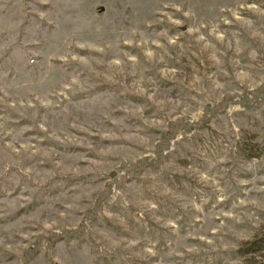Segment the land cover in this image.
Masks as SVG:
<instances>
[{"label":"rangeland","instance_id":"obj_1","mask_svg":"<svg viewBox=\"0 0 264 264\" xmlns=\"http://www.w3.org/2000/svg\"><path fill=\"white\" fill-rule=\"evenodd\" d=\"M264 0H0V264H253Z\"/></svg>","mask_w":264,"mask_h":264},{"label":"trees","instance_id":"obj_2","mask_svg":"<svg viewBox=\"0 0 264 264\" xmlns=\"http://www.w3.org/2000/svg\"><path fill=\"white\" fill-rule=\"evenodd\" d=\"M247 154V158H264V132L259 142ZM238 252L242 255L259 257L258 261L253 264H264V230L254 235L250 240L242 243Z\"/></svg>","mask_w":264,"mask_h":264},{"label":"water","instance_id":"obj_3","mask_svg":"<svg viewBox=\"0 0 264 264\" xmlns=\"http://www.w3.org/2000/svg\"><path fill=\"white\" fill-rule=\"evenodd\" d=\"M56 264V263H55Z\"/></svg>","mask_w":264,"mask_h":264}]
</instances>
